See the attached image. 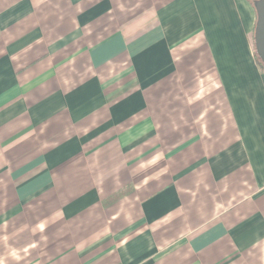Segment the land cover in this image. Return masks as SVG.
Returning a JSON list of instances; mask_svg holds the SVG:
<instances>
[{
    "label": "crops",
    "instance_id": "obj_1",
    "mask_svg": "<svg viewBox=\"0 0 264 264\" xmlns=\"http://www.w3.org/2000/svg\"><path fill=\"white\" fill-rule=\"evenodd\" d=\"M257 0H0V264H264Z\"/></svg>",
    "mask_w": 264,
    "mask_h": 264
},
{
    "label": "water",
    "instance_id": "obj_2",
    "mask_svg": "<svg viewBox=\"0 0 264 264\" xmlns=\"http://www.w3.org/2000/svg\"><path fill=\"white\" fill-rule=\"evenodd\" d=\"M257 24L255 30L256 51L264 63V0L256 1Z\"/></svg>",
    "mask_w": 264,
    "mask_h": 264
},
{
    "label": "trees",
    "instance_id": "obj_3",
    "mask_svg": "<svg viewBox=\"0 0 264 264\" xmlns=\"http://www.w3.org/2000/svg\"><path fill=\"white\" fill-rule=\"evenodd\" d=\"M255 56L257 58V61L259 62V64L264 67V63L262 61V59L260 58V56L258 55L257 51H256V46H255Z\"/></svg>",
    "mask_w": 264,
    "mask_h": 264
}]
</instances>
